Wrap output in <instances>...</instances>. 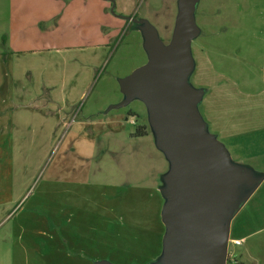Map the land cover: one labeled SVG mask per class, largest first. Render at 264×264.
Returning <instances> with one entry per match:
<instances>
[{
  "label": "rangeland",
  "instance_id": "374dc122",
  "mask_svg": "<svg viewBox=\"0 0 264 264\" xmlns=\"http://www.w3.org/2000/svg\"><path fill=\"white\" fill-rule=\"evenodd\" d=\"M101 10L125 19H100ZM183 13L198 28L193 48L207 77L264 90V0H0V64L15 70L16 85H52L43 94L73 109L62 128L21 142L23 154L0 156V264H168V156L154 149L152 129L134 135L149 110L139 97L126 102L121 83L147 63L150 34L169 44ZM220 139L231 161L247 158ZM234 194L220 223L243 240L229 239L228 260L246 257L247 246L264 259V181L239 183Z\"/></svg>",
  "mask_w": 264,
  "mask_h": 264
},
{
  "label": "water",
  "instance_id": "95a60500",
  "mask_svg": "<svg viewBox=\"0 0 264 264\" xmlns=\"http://www.w3.org/2000/svg\"><path fill=\"white\" fill-rule=\"evenodd\" d=\"M197 35L192 15L184 13L169 44L151 33L147 63L123 78L121 88L126 102L139 97L145 103L158 146L171 161L166 179L173 202L163 215L167 263L227 264L230 226L220 222L237 185L254 180L206 130L198 109L202 91L189 83Z\"/></svg>",
  "mask_w": 264,
  "mask_h": 264
},
{
  "label": "crops",
  "instance_id": "0c3cea01",
  "mask_svg": "<svg viewBox=\"0 0 264 264\" xmlns=\"http://www.w3.org/2000/svg\"><path fill=\"white\" fill-rule=\"evenodd\" d=\"M109 10L111 11V9ZM109 10L106 15L103 13V10H101V12L97 11L98 18L110 19L113 16V21L115 23H117V20L125 19L123 14L112 15ZM65 15L66 13L62 14V19H64ZM79 16L83 17V15ZM41 24L43 25L44 23ZM8 40L9 35H7L6 42H8ZM191 51L194 59V68L190 73L189 80L193 78V80H191L193 86H191L202 91L198 109L201 108L202 110H199V112L205 123L206 130L209 128V121L214 125L215 129V133L209 130L207 132L221 143L220 137L230 141V146L233 148L234 152L237 153V156L246 154V159L236 157L234 162L230 159L231 163L239 170L248 172L254 181L259 178H262L264 181V90H244L238 83L236 86H230L227 83V81L230 80L229 78L220 76L214 78L207 77V70L204 65L205 62L201 59L203 54L199 47L194 46L193 48V40L191 42ZM33 52L37 53L36 55L38 56L41 54V51H36V49ZM207 64L210 65V62ZM14 71V69H10L8 66L4 67L0 64V156L23 154V152L19 150L20 148H17L18 146H22V144H20L21 142L37 137L45 138L46 132H53L55 126L61 125L62 128V124L68 122L66 120H69L70 114L73 112V109L70 110L69 106L66 107L62 99L57 95L46 97L45 94H43L44 89L52 85H48L47 87L46 83L42 84L41 81L32 86H30V83H26L23 78L26 70L20 72V79H22L25 84L16 85L17 74ZM63 71L64 68L62 69L60 66H56V74L62 75ZM196 83L198 86L195 85ZM52 88L53 86L51 89ZM16 89L19 91V96H17L19 97V102H17V104L16 102L10 103L9 100H11V96H16V92H14ZM23 90L28 91V93L22 94ZM121 94L125 97L123 92ZM82 95L83 93L80 97ZM119 106H122V103L114 104L110 108H118ZM104 112V110L100 111V113ZM147 118L148 123L142 125L146 127V136L149 135V130L152 129L157 139L154 149L161 151L158 146L157 132L150 123L149 115ZM50 122L52 125L47 127ZM110 122L111 121H107V123ZM87 124L86 122L81 123L83 127ZM84 135L86 139L89 137L94 139V136L88 132H84ZM92 149L91 156L95 153L94 148ZM78 151L80 154L89 157V153L85 152L86 149L79 148ZM165 159L168 162L169 168H171L169 158ZM251 159L255 163H249L248 161H251ZM244 163H247L246 166ZM229 239V242H231L233 238ZM234 239L243 240L242 238ZM263 247L264 246H261L260 251L264 250ZM255 248L254 246H247L248 252L246 257L241 256L240 258L235 254H231V258L233 259L232 263L246 264L245 260L249 261L252 259L255 264H264V259L259 256ZM8 263L9 262H7V264Z\"/></svg>",
  "mask_w": 264,
  "mask_h": 264
},
{
  "label": "trees",
  "instance_id": "16d2710c",
  "mask_svg": "<svg viewBox=\"0 0 264 264\" xmlns=\"http://www.w3.org/2000/svg\"><path fill=\"white\" fill-rule=\"evenodd\" d=\"M146 134H147L146 127L142 126V125L138 126L136 132L134 133L135 136H145ZM163 227H164V225H163ZM163 229H165V228H163ZM229 259L230 260H228V262L229 261L232 262L231 257Z\"/></svg>",
  "mask_w": 264,
  "mask_h": 264
},
{
  "label": "built area",
  "instance_id": "2783aa9c",
  "mask_svg": "<svg viewBox=\"0 0 264 264\" xmlns=\"http://www.w3.org/2000/svg\"><path fill=\"white\" fill-rule=\"evenodd\" d=\"M231 242H232L233 244L239 245V244H241L242 241H241L240 239H232ZM231 260H232V262H233V259H232V258H231Z\"/></svg>",
  "mask_w": 264,
  "mask_h": 264
},
{
  "label": "flooded vegetation",
  "instance_id": "af4514ba",
  "mask_svg": "<svg viewBox=\"0 0 264 264\" xmlns=\"http://www.w3.org/2000/svg\"><path fill=\"white\" fill-rule=\"evenodd\" d=\"M228 264V263H227Z\"/></svg>",
  "mask_w": 264,
  "mask_h": 264
}]
</instances>
